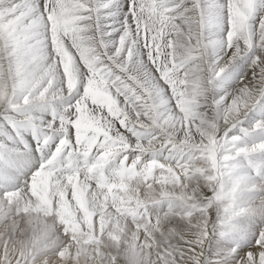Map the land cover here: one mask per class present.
Returning <instances> with one entry per match:
<instances>
[{
	"label": "snow or ice",
	"instance_id": "obj_1",
	"mask_svg": "<svg viewBox=\"0 0 264 264\" xmlns=\"http://www.w3.org/2000/svg\"><path fill=\"white\" fill-rule=\"evenodd\" d=\"M0 264H264V0H0Z\"/></svg>",
	"mask_w": 264,
	"mask_h": 264
}]
</instances>
